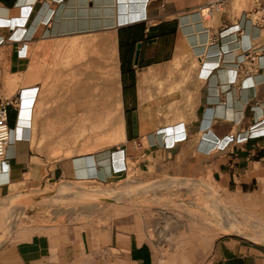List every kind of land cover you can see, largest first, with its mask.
Instances as JSON below:
<instances>
[{
	"label": "crops",
	"instance_id": "obj_1",
	"mask_svg": "<svg viewBox=\"0 0 264 264\" xmlns=\"http://www.w3.org/2000/svg\"><path fill=\"white\" fill-rule=\"evenodd\" d=\"M208 1L0 0V102L23 91L19 117L17 105L7 110L12 143L0 162V199L63 182L99 191L128 162L150 178L210 176L264 197V133L257 131L264 127V32L241 18L252 5L238 12L234 0L216 18L207 12L209 24L199 14ZM236 25L240 31L229 36ZM94 32L116 39L120 144L49 161L33 143V107L47 68L40 60L46 47ZM221 32L226 37L213 45ZM246 50L258 64L249 77L236 72ZM177 56L182 75L174 71ZM95 217L57 236L4 243L0 264H162L144 232L103 227V213ZM204 242L208 255L195 264H264V247L237 235Z\"/></svg>",
	"mask_w": 264,
	"mask_h": 264
},
{
	"label": "rangeland",
	"instance_id": "obj_2",
	"mask_svg": "<svg viewBox=\"0 0 264 264\" xmlns=\"http://www.w3.org/2000/svg\"><path fill=\"white\" fill-rule=\"evenodd\" d=\"M252 2L234 0L233 4L239 12L248 10ZM218 16L219 13L214 14V18ZM210 18L207 15L209 24ZM109 34L94 32L90 36L71 37L46 47L43 52L40 61L47 68L33 107L32 128L37 152L49 161L98 154L120 144L119 120L111 116L119 93L111 90L112 85L106 80L111 69L106 39ZM174 71L182 75L179 66ZM178 124L180 121L171 127ZM65 183L15 190L16 197L1 198L0 237L10 234L6 240L0 238V247L32 235L57 236L75 223L95 219L100 213L103 227L135 229L149 236L159 250L162 264H195L205 259L209 252L206 237L237 235L252 245L264 247V197L246 188H236L232 183L222 186L210 176L197 180L150 178L131 162L119 172L118 178L105 179L100 193L96 191L98 194L85 198L59 195L58 185ZM188 186L214 190L223 211L237 224V232L223 234L226 227H222V221L205 203L201 192H191ZM78 187L92 190L85 184ZM18 205L24 207L23 213L19 220H10L9 210ZM210 222L214 223L212 227L205 225Z\"/></svg>",
	"mask_w": 264,
	"mask_h": 264
},
{
	"label": "built area",
	"instance_id": "obj_3",
	"mask_svg": "<svg viewBox=\"0 0 264 264\" xmlns=\"http://www.w3.org/2000/svg\"><path fill=\"white\" fill-rule=\"evenodd\" d=\"M230 0H209L206 3V10H210L211 13L214 14V12H221L224 9V6L227 2ZM263 0H253L252 3V9L249 12H245L243 16L241 17L242 20H245V22H249L253 27H256L259 30H262L264 32V5ZM200 16H202V9L199 12ZM236 32H232L229 34V36L235 35V33H238L240 29L238 28V25L235 26ZM223 32H221L217 38L215 36H212L210 38L211 43L214 45L218 42L219 38H224L226 36H223ZM263 36V35H262ZM240 59H237V71L243 76L249 77L251 73L254 71H258V64L256 56L252 55L249 50L244 51L240 56ZM238 57V58H239ZM247 63L250 64V68L246 65ZM23 91H21L18 95L17 99H14V101L9 102L8 100H4L0 102V162L6 161V151L11 146L12 143V130L9 128L8 125V117H7V110L9 107H14V105H17L19 101L21 100ZM38 89L35 88V94L32 98V106L35 102V99L37 98ZM18 111V117L20 114V109H17ZM259 133H264V127L257 130ZM186 136L181 137V139H176V141H179V143L183 142L185 140ZM15 140L17 141H24L28 140V138H17L15 137Z\"/></svg>",
	"mask_w": 264,
	"mask_h": 264
},
{
	"label": "bare ground",
	"instance_id": "obj_4",
	"mask_svg": "<svg viewBox=\"0 0 264 264\" xmlns=\"http://www.w3.org/2000/svg\"><path fill=\"white\" fill-rule=\"evenodd\" d=\"M206 8V7H205ZM204 8V9H205ZM210 11V10H209ZM208 10H203L202 13H203V16L207 18V12H209ZM211 13V12H210ZM107 39V44L109 46V49H110V56H109V61H110V73L107 77L106 80H108V82L112 85V88L111 90H115L116 88V84H117V81H118V72H117V64H118V60H117V54H116V50H115V37L113 35H108L106 37ZM184 57V56H182ZM183 61V58H181L180 56H177L176 60L174 61L175 65L178 66L180 64V62ZM109 64V63H108ZM151 75V72H147L145 75H144V78L148 77ZM105 80V81H106ZM22 99L19 101V104H18V108L21 110V104H22ZM111 116L115 117L116 119H120L121 117V113L119 112V109H118V106L115 107L113 109V111L111 112ZM23 138V137H21ZM25 138V137H24ZM175 182V181H174ZM172 182V183H174ZM183 185V184H182ZM59 187L57 188V193H59V195H68L69 194V197L70 196H74V197H80V198H85L86 196L88 195H92V194H98V192L96 191H92V190H87V189H84V188H81V187H78V186H75L73 184H60L58 185ZM181 186V185H180ZM183 187V186H182ZM185 187H187L185 185ZM188 189L191 191V192H201V196L203 198V200L205 201V203H209V206H210V209L212 210V212L214 213L215 216H217L219 218V220L222 221L223 225L226 227L227 230H223L222 233L223 234H228L229 232H237V228L235 227V225H237L236 223L233 222L231 216L229 217V215L227 213H225L221 207V200L219 199V197H217L215 195V192L214 190L210 189L209 187L207 186H204L203 189L204 191L202 190H199L198 188L196 187H193V186H188ZM141 190V189H140ZM142 191V190H141ZM144 191V190H143ZM100 193V192H99ZM196 193V194H197ZM56 195V194H55ZM100 195V194H99ZM14 196V195H13ZM90 199V198H89ZM73 200V199H72ZM122 200V199H121ZM46 201V200H45ZM51 203V202H50ZM10 206V205H9ZM82 206V205H81ZM88 207V206H87ZM23 206L22 205H18L17 207H14L11 209V211L9 210V219L10 220H13V221H17L19 220V216L23 213ZM227 208V207H226ZM210 221V220H209ZM236 222V221H235ZM12 223V222H11ZM216 224V222H215ZM15 225V224H14ZM13 225V226H14ZM206 226H209V227H212L214 225L213 222H210L208 224H205ZM17 226V225H15ZM16 229V228H15ZM239 229V228H238ZM5 230V229H3ZM8 231V229H7ZM10 232V231H9ZM10 233H7L4 238L0 237L2 240H6L8 238ZM1 245V243H0Z\"/></svg>",
	"mask_w": 264,
	"mask_h": 264
},
{
	"label": "water",
	"instance_id": "obj_5",
	"mask_svg": "<svg viewBox=\"0 0 264 264\" xmlns=\"http://www.w3.org/2000/svg\"><path fill=\"white\" fill-rule=\"evenodd\" d=\"M139 48H140V46L138 45V46H137V51H136V54H135V63H136V64H137L138 57H139Z\"/></svg>",
	"mask_w": 264,
	"mask_h": 264
},
{
	"label": "snow or ice",
	"instance_id": "obj_6",
	"mask_svg": "<svg viewBox=\"0 0 264 264\" xmlns=\"http://www.w3.org/2000/svg\"><path fill=\"white\" fill-rule=\"evenodd\" d=\"M17 22H19V21H17Z\"/></svg>",
	"mask_w": 264,
	"mask_h": 264
}]
</instances>
